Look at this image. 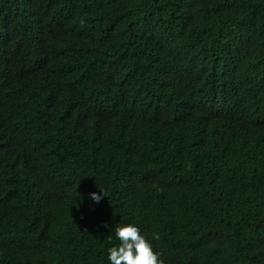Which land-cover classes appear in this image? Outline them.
Here are the masks:
<instances>
[{
  "label": "trees",
  "instance_id": "obj_1",
  "mask_svg": "<svg viewBox=\"0 0 264 264\" xmlns=\"http://www.w3.org/2000/svg\"><path fill=\"white\" fill-rule=\"evenodd\" d=\"M126 223L264 264V0H0V264H110Z\"/></svg>",
  "mask_w": 264,
  "mask_h": 264
},
{
  "label": "clouds",
  "instance_id": "obj_2",
  "mask_svg": "<svg viewBox=\"0 0 264 264\" xmlns=\"http://www.w3.org/2000/svg\"><path fill=\"white\" fill-rule=\"evenodd\" d=\"M90 196L96 203L103 198L97 192H92ZM114 232L119 243L108 249L107 260L110 264H163L152 243L160 239L158 232H153L149 238L134 223L118 224Z\"/></svg>",
  "mask_w": 264,
  "mask_h": 264
}]
</instances>
